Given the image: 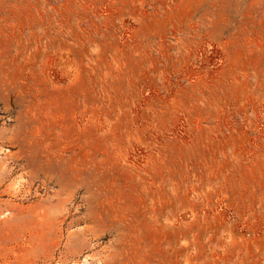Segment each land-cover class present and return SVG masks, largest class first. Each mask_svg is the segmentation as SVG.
Listing matches in <instances>:
<instances>
[{"label": "rangeland", "instance_id": "rangeland-1", "mask_svg": "<svg viewBox=\"0 0 264 264\" xmlns=\"http://www.w3.org/2000/svg\"><path fill=\"white\" fill-rule=\"evenodd\" d=\"M0 264H264V0H0Z\"/></svg>", "mask_w": 264, "mask_h": 264}]
</instances>
